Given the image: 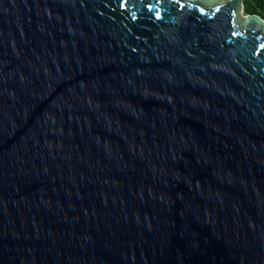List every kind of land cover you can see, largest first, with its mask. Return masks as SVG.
I'll return each mask as SVG.
<instances>
[{"label": "water", "instance_id": "95a60500", "mask_svg": "<svg viewBox=\"0 0 264 264\" xmlns=\"http://www.w3.org/2000/svg\"><path fill=\"white\" fill-rule=\"evenodd\" d=\"M0 264H264V19L0 0Z\"/></svg>", "mask_w": 264, "mask_h": 264}, {"label": "trees", "instance_id": "16d2710c", "mask_svg": "<svg viewBox=\"0 0 264 264\" xmlns=\"http://www.w3.org/2000/svg\"><path fill=\"white\" fill-rule=\"evenodd\" d=\"M245 14H255L264 19V0H245Z\"/></svg>", "mask_w": 264, "mask_h": 264}]
</instances>
